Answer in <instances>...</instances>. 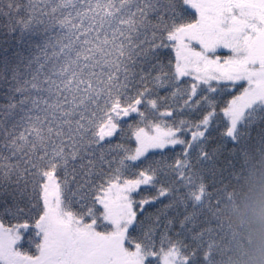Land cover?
Masks as SVG:
<instances>
[{"label":"snow or ice","instance_id":"obj_1","mask_svg":"<svg viewBox=\"0 0 264 264\" xmlns=\"http://www.w3.org/2000/svg\"><path fill=\"white\" fill-rule=\"evenodd\" d=\"M0 32V264H214L206 204L264 154V0H0Z\"/></svg>","mask_w":264,"mask_h":264},{"label":"trees","instance_id":"obj_2","mask_svg":"<svg viewBox=\"0 0 264 264\" xmlns=\"http://www.w3.org/2000/svg\"><path fill=\"white\" fill-rule=\"evenodd\" d=\"M186 7V6H185ZM188 13L186 19H195V12L186 7ZM5 39L0 32V40ZM238 91V90H237ZM233 94H236L233 92ZM138 117L127 119L124 128L128 129V124L135 125ZM119 136L113 140L116 143ZM123 142L128 143L129 147L134 148L135 142L131 138L130 130L124 136ZM215 147V145L210 146ZM230 148L231 145L229 144ZM180 149L177 148L176 153ZM228 159L227 150L219 157L220 164L224 166V161ZM227 176V173L224 174ZM219 180L220 178L217 177ZM226 187L217 184L219 191L211 203H207L208 213L222 226L216 235V255L214 264H264V154H250L246 157L243 167L237 169L234 177L227 181L224 180ZM74 187V185H73ZM209 191H213L209 188ZM144 193H141L143 195ZM140 197L138 196L137 199ZM219 203H216V200ZM26 201L25 204L30 205ZM167 203V201H165ZM21 204L20 207H24ZM160 205L146 207L145 216L154 213ZM0 220L6 226L16 223L13 216L5 215L0 210ZM179 230V225L173 232ZM30 246L25 243L23 250L28 251ZM30 254H34V245L31 246Z\"/></svg>","mask_w":264,"mask_h":264},{"label":"rangeland","instance_id":"obj_3","mask_svg":"<svg viewBox=\"0 0 264 264\" xmlns=\"http://www.w3.org/2000/svg\"><path fill=\"white\" fill-rule=\"evenodd\" d=\"M190 9H191V8H190ZM191 10H192L193 12H195L194 9H191ZM218 54H219V55H222V56H225V55H228L229 53H228L227 50L222 49V50H219Z\"/></svg>","mask_w":264,"mask_h":264}]
</instances>
